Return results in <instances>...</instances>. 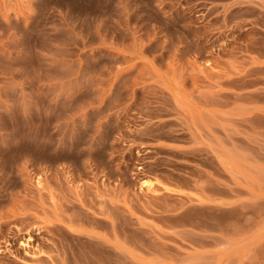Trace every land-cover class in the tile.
Returning <instances> with one entry per match:
<instances>
[{
  "label": "rangeland",
  "instance_id": "rangeland-1",
  "mask_svg": "<svg viewBox=\"0 0 264 264\" xmlns=\"http://www.w3.org/2000/svg\"><path fill=\"white\" fill-rule=\"evenodd\" d=\"M0 264H264V0H0Z\"/></svg>",
  "mask_w": 264,
  "mask_h": 264
},
{
  "label": "bare ground",
  "instance_id": "bare-ground-1",
  "mask_svg": "<svg viewBox=\"0 0 264 264\" xmlns=\"http://www.w3.org/2000/svg\"><path fill=\"white\" fill-rule=\"evenodd\" d=\"M149 186V185H148ZM148 188V187H147ZM150 188V187H149Z\"/></svg>",
  "mask_w": 264,
  "mask_h": 264
}]
</instances>
